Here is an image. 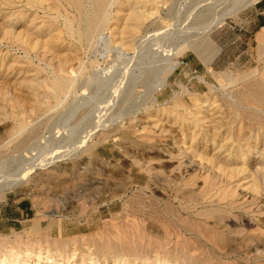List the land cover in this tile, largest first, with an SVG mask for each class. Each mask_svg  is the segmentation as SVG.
<instances>
[{"label": "rangeland", "instance_id": "374dc122", "mask_svg": "<svg viewBox=\"0 0 264 264\" xmlns=\"http://www.w3.org/2000/svg\"><path fill=\"white\" fill-rule=\"evenodd\" d=\"M137 1L0 0V264H264V0Z\"/></svg>", "mask_w": 264, "mask_h": 264}, {"label": "bare ground", "instance_id": "6f19581e", "mask_svg": "<svg viewBox=\"0 0 264 264\" xmlns=\"http://www.w3.org/2000/svg\"><path fill=\"white\" fill-rule=\"evenodd\" d=\"M103 2H104V0H102ZM102 1L101 0H90V3H91V6H90V10H86L85 8H84V10H85V15L87 16L86 17V36H87V38L89 37V36H91L93 33H94V31L95 30H97V28H101L102 26H104V24H106V22H107V12H109V10H107V12L106 11H104V9H103V6H101V4H102ZM145 1H149V0H145ZM206 1V0H205ZM208 1V0H207ZM243 1H245V0H238L237 2L236 1H234L235 2V5H238V7L236 6V8L235 7H233L232 8V10H231V12L229 13V14H227V17L228 16H235L239 11H241L242 9H244V8H246V7H248L249 5H252V4H255V3H257V2H259L260 0H246L245 1V3H243V4H241ZM70 2V1H69ZM214 2V1H213ZM105 3V2H104ZM107 3V2H106ZM105 3V4H106ZM110 4V3H109ZM140 4V2L139 1H137V0H134V5H139ZM141 4H143V3H141ZM145 4H148V3H145ZM154 2H153V6H154ZM241 4V5H240ZM104 5V4H103ZM108 5V4H107ZM112 5V4H111ZM240 5V6H239ZM106 7V6H105ZM109 7V6H108ZM143 8V10H141L140 9V7L138 8V7H133V8H131V10H130V12H129V14H128V17H127V19L129 20V21H131V22H129L128 21V23H130V25L131 26H129L130 27V35L131 34H136V33H138V30H139V28L141 27V25L143 24V23H145L146 21H148L149 20V18H151V16L153 15V10H152V12L151 13H149V11L148 10H146L147 8H145V7H147V5L144 7V6H142ZM107 8V7H106ZM150 8V7H149ZM155 8V7H154ZM178 9V8H177ZM158 10V9H157ZM180 11V10H179ZM106 13V14H105ZM154 13H156V12H154ZM111 14V13H110ZM201 14V13H200ZM156 15V14H155ZM225 15V14H224ZM222 18V17H221ZM196 19H198V18H196ZM220 19V18H219ZM218 20V19H217ZM221 20V19H220ZM215 22V21H214ZM222 22V21H221ZM126 26H124L126 29H127V24H125ZM196 25V24H195ZM200 25V24H199ZM216 25V24H215ZM205 26V25H204ZM195 27V26H194ZM199 27V26H198ZM207 27V26H206ZM124 28V29H125ZM199 28H201V27H199ZM198 29V28H197ZM105 29H103V31H104ZM128 30V29H127ZM101 31V30H100ZM102 31V32H103ZM129 31V30H128ZM262 31L264 32V28H262ZM203 33V32H202ZM103 34V33H102ZM128 34V33H127ZM188 34V33H187ZM116 35V34H115ZM121 35H124V36H126L125 34H121ZM149 35V34H148ZM165 35V34H164ZM184 35H186V34H184ZM100 37L102 36L101 34L99 35ZM107 37V36H106ZM143 37H145V36H143ZM197 38H198V36H196ZM96 38V36L93 38V39H95ZM104 37H102V39H103ZM97 39V38H96ZM101 39V40H102ZM125 39V38H124ZM192 39V38H191ZM107 39H105L104 38V42L106 41ZM117 40H118V38H117ZM95 41V40H94ZM119 41V40H118ZM125 41V40H124ZM123 41V42H124ZM164 41H165V39H164ZM87 42V41H86ZM99 43V42H98ZM106 43H108L107 41H106ZM115 43V42H114ZM117 43V42H116ZM126 43V42H125ZM161 43V42H160ZM94 44V43H93ZM119 44V43H118ZM166 44V43H165ZM183 45H184V47H182L183 48V52H182V55L187 51V50H189V49H193L195 52L197 51H201V54H200V56L202 57V59H203V61L204 62H208V61H210L212 58H213V56H214V51H210L211 49H210V45H209V43L206 41V40H204L203 42H201V43H197V42H194V43H191L190 42V40L188 39L187 41H185L184 43H182ZM121 45H123L122 43L121 44H119V46H121ZM159 45V44H158ZM163 45V44H162ZM123 47V46H122ZM127 47V46H126ZM125 47V48H126ZM181 49V48H180ZM180 51V50H179ZM182 51V50H181ZM180 54V53H179ZM129 60V59H128ZM170 70H171V68H170ZM108 78V77H107ZM59 80V79H58ZM54 81V80H53ZM62 81H64V80H62L61 79V82ZM70 81V80H69ZM52 83H55V82H52ZM68 84V83H67ZM70 84H72V82L70 81V83H69V85ZM53 85V84H52ZM63 85V84H62ZM54 86V90H55V92L56 93H62L61 91H63L64 89H63V86H62V89L63 90H60V83H59V85L58 84H54L53 85ZM73 86H74V84H73ZM70 87H72V86H70ZM69 87V88H70ZM66 89H67V87H66ZM71 89H73V88H71ZM70 92V91H69ZM59 93V94H60ZM58 94V95H59ZM60 95H62L63 96V94H60ZM59 95V96H60ZM66 95V94H65ZM56 96V95H55ZM203 104V103H202ZM203 118V117H202ZM201 118V120H203ZM206 119V118H205ZM99 122V121H98ZM91 133V132H90ZM88 138V137H87ZM86 139V138H85ZM254 151V150H253ZM262 162V161H261ZM32 168V167H31ZM21 178V177H20ZM18 180H20V179H18ZM17 179H16V181L15 182H17L18 181ZM22 180V179H21ZM20 180V181H21ZM19 181V183H21ZM14 183V182H13ZM12 183V184H13ZM19 183H17V184H19ZM7 184V183H6ZM10 184V183H9ZM9 184H7V185H9ZM16 184V185H17ZM5 186V185H4ZM14 186V185H13ZM8 186V188L7 189H2L3 191H1V193L3 194L4 192H6V191H9V190H12L13 188H15L16 186ZM7 186H5V188H6ZM1 189V188H0Z\"/></svg>", "mask_w": 264, "mask_h": 264}, {"label": "crops", "instance_id": "0c3cea01", "mask_svg": "<svg viewBox=\"0 0 264 264\" xmlns=\"http://www.w3.org/2000/svg\"><path fill=\"white\" fill-rule=\"evenodd\" d=\"M14 210L17 214H19L21 217H23L24 212H27L28 210H30V208H28L27 203L20 202L19 205L14 207Z\"/></svg>", "mask_w": 264, "mask_h": 264}]
</instances>
